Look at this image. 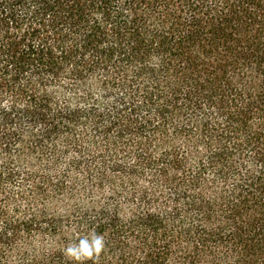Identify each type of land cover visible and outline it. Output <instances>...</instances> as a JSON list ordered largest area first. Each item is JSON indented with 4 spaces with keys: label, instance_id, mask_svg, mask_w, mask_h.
<instances>
[{
    "label": "trees",
    "instance_id": "obj_1",
    "mask_svg": "<svg viewBox=\"0 0 264 264\" xmlns=\"http://www.w3.org/2000/svg\"><path fill=\"white\" fill-rule=\"evenodd\" d=\"M264 264V0H0V264Z\"/></svg>",
    "mask_w": 264,
    "mask_h": 264
},
{
    "label": "clouds",
    "instance_id": "obj_2",
    "mask_svg": "<svg viewBox=\"0 0 264 264\" xmlns=\"http://www.w3.org/2000/svg\"><path fill=\"white\" fill-rule=\"evenodd\" d=\"M106 246L105 238L95 231L78 239V242H70L64 249V254L77 264H83L86 260L98 258Z\"/></svg>",
    "mask_w": 264,
    "mask_h": 264
}]
</instances>
